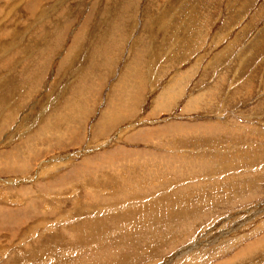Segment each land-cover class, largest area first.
<instances>
[{
	"label": "rangeland",
	"instance_id": "obj_1",
	"mask_svg": "<svg viewBox=\"0 0 264 264\" xmlns=\"http://www.w3.org/2000/svg\"><path fill=\"white\" fill-rule=\"evenodd\" d=\"M0 264H264V0H0Z\"/></svg>",
	"mask_w": 264,
	"mask_h": 264
},
{
	"label": "bare ground",
	"instance_id": "obj_2",
	"mask_svg": "<svg viewBox=\"0 0 264 264\" xmlns=\"http://www.w3.org/2000/svg\"><path fill=\"white\" fill-rule=\"evenodd\" d=\"M109 60V59H108ZM123 78V77H122ZM118 85V84H117ZM164 94V93H163ZM162 97V96H161ZM124 111V110H123ZM116 119V118H115ZM116 121V120H115ZM113 251V250H112ZM134 251V250H133Z\"/></svg>",
	"mask_w": 264,
	"mask_h": 264
}]
</instances>
